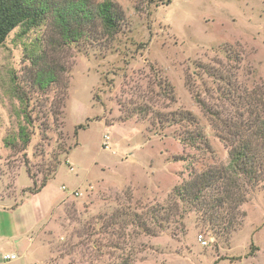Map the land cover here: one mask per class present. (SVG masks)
I'll use <instances>...</instances> for the list:
<instances>
[{
    "label": "rangeland",
    "instance_id": "rangeland-1",
    "mask_svg": "<svg viewBox=\"0 0 264 264\" xmlns=\"http://www.w3.org/2000/svg\"><path fill=\"white\" fill-rule=\"evenodd\" d=\"M115 1L116 34L94 13L70 40L50 13L0 45L3 192L20 197L31 177L66 187L39 233L52 264H264V177L241 181L237 207L211 209V188L178 193L229 164L223 121L264 114V0ZM45 70L56 80L42 86ZM198 132L197 145L182 141ZM1 211L0 231L24 219ZM11 249L19 258L4 264H49L25 236L0 246V264Z\"/></svg>",
    "mask_w": 264,
    "mask_h": 264
},
{
    "label": "trees",
    "instance_id": "trees-1",
    "mask_svg": "<svg viewBox=\"0 0 264 264\" xmlns=\"http://www.w3.org/2000/svg\"><path fill=\"white\" fill-rule=\"evenodd\" d=\"M50 13L53 15L54 23L60 34L70 40L78 39L81 27L87 19L94 16V13L100 19L102 26L112 34L120 31L125 19L123 8L115 0H103L96 5L94 10L87 7L85 0L71 1L66 4L58 0H0V45L6 40L10 32L20 24L24 22L36 24ZM55 80L54 73L48 70L39 73L37 78L38 83L42 86H46ZM22 100H24L23 94ZM197 101L208 108L201 100L197 99ZM207 111L217 120L222 119L218 112L210 109ZM246 113L247 118L244 123L234 125L235 127H229L230 120L223 121L227 130L223 131L221 138L229 150V164L217 170L213 169L211 172L206 171L196 177L194 181L183 186V189L180 187L178 190L180 195L185 194L198 199L204 189L211 188L218 193L210 201L212 203L211 209L226 208L228 200L235 202L237 207L245 201V197L234 198L235 188L241 185V181L248 180L255 183L263 179L264 114H259L258 109H255L254 106L252 109H248ZM179 114L183 119L193 118L189 111H181ZM83 127L80 125V128ZM20 136L26 144L30 142L29 131L24 126L20 128ZM203 138V133L198 132L182 138V141L189 145H197ZM31 179L33 185L27 188L31 192H38L47 184L45 181L40 186H36V180L32 177ZM213 215L214 218H218L217 213Z\"/></svg>",
    "mask_w": 264,
    "mask_h": 264
},
{
    "label": "crops",
    "instance_id": "crops-1",
    "mask_svg": "<svg viewBox=\"0 0 264 264\" xmlns=\"http://www.w3.org/2000/svg\"><path fill=\"white\" fill-rule=\"evenodd\" d=\"M16 178L17 176L14 178L15 181ZM54 179L55 177L48 181L40 191L31 192L26 190L25 193L22 192V195L18 197L16 194L17 190L15 193L9 195L3 192V188L7 184V178L5 175H0V202H2L0 212H2L1 210H4V212L14 214L17 211L21 216L25 213L24 219H19L11 223V226L5 229L6 231H0V246L6 243H12L13 245L19 243L25 236L28 245L34 247L37 253L41 255L39 260H48L49 264H52L49 260L51 251L45 243L39 240V233L43 225L49 220L54 209L62 203L66 195V191L63 190L62 185L59 187L53 185ZM32 184L33 182L30 185L25 186L23 189L31 187ZM29 220H31L32 224L30 227L25 228L26 230H29V232L24 234V231H20V227H24L25 225H23V222L28 223ZM12 253L17 255L13 260L19 258V254L11 249L2 256L3 261L1 264L11 262L12 260L6 261L4 257L7 254Z\"/></svg>",
    "mask_w": 264,
    "mask_h": 264
},
{
    "label": "built area",
    "instance_id": "built-area-1",
    "mask_svg": "<svg viewBox=\"0 0 264 264\" xmlns=\"http://www.w3.org/2000/svg\"><path fill=\"white\" fill-rule=\"evenodd\" d=\"M64 189H66V187L65 186H63V190ZM200 241L203 243V244H206L207 242L206 241H203V237L201 236L200 237ZM17 257V255L15 254V253H12V254H7L5 257H4V259L6 260V261H8V260H13V259H15Z\"/></svg>",
    "mask_w": 264,
    "mask_h": 264
}]
</instances>
